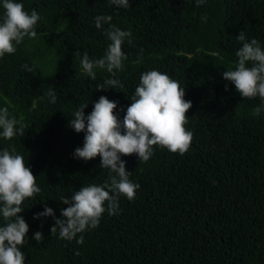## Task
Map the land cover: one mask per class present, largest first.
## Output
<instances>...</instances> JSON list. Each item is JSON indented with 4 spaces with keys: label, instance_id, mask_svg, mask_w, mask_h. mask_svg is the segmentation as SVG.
Here are the masks:
<instances>
[{
    "label": "trees",
    "instance_id": "obj_1",
    "mask_svg": "<svg viewBox=\"0 0 264 264\" xmlns=\"http://www.w3.org/2000/svg\"><path fill=\"white\" fill-rule=\"evenodd\" d=\"M15 2L41 17L37 36L0 58V110L7 108L24 126V136H0V151L15 147L42 190L22 205L29 225L21 248L25 264H264V111L254 114L260 98H243L223 77L237 66L241 30L264 49V0H205L200 7L196 0H130L128 9L108 0ZM3 15L0 0V22ZM98 15H111L112 25L132 35L122 45V70L113 77L94 68L93 80L81 59L85 52L91 60L103 58L111 43L105 35L110 25L95 26ZM150 70L185 88L184 99L192 103L186 113L191 147L180 155L155 146L147 162L121 156L140 185L134 201L121 196L118 215L105 212L97 228L72 241L59 232L52 236L54 218L36 214L47 206L61 218L68 205L60 197L109 177L101 157L74 158L85 137L69 126L75 111L88 103L87 116L106 96L117 102L114 111L123 121L141 73ZM109 78L124 87L96 89ZM37 231L44 234L39 243Z\"/></svg>",
    "mask_w": 264,
    "mask_h": 264
},
{
    "label": "clouds",
    "instance_id": "obj_2",
    "mask_svg": "<svg viewBox=\"0 0 264 264\" xmlns=\"http://www.w3.org/2000/svg\"><path fill=\"white\" fill-rule=\"evenodd\" d=\"M108 2L109 6L116 5L124 9L131 7L130 0ZM204 3L205 0H196L197 7ZM3 9L4 15L0 22V58L5 54H14L16 46L25 37L35 38L36 26L41 20L36 9L29 13L24 4L15 0H3ZM112 20L111 15L95 17L96 28L110 25L105 35L111 43L104 57L91 60L85 52L81 59L83 69L93 80L96 79L94 68H106L114 77V70H122L123 61L127 59L122 45L132 33L112 25ZM236 39L242 42V47L236 52L237 66L234 70L225 71L223 77L235 85L243 98H260V106L254 109V114H259L264 111V49L257 39H246L243 30ZM128 43H131L130 39ZM75 56H79V51ZM23 68L33 71L27 64ZM117 87L124 86L116 78L105 79L103 83L96 85L97 90ZM185 94V88L167 73L150 70L141 73L139 85L131 96L132 103L127 107L123 121L114 111L118 106L117 102L110 101L106 96L99 98L87 116L84 110L88 103H81L69 122V126L77 133L85 132L83 147L75 149L74 158L91 161L97 156L101 157L100 167L110 170L108 180L102 185L82 186L71 197H60V202L68 205L61 209V218H56L54 210L46 206L34 219L53 217L55 224L50 229L52 236L59 232L60 239L72 241L78 234L97 228L105 212L118 215L122 211L120 197L134 201L140 188L138 183L130 179L131 171L127 170L126 162L121 156L135 154L140 162H147L153 156L155 146L180 155H184L191 147L193 133L186 127L189 123L186 113L192 103L184 99ZM48 95L51 102L55 103V91L50 90ZM17 124H20L18 129ZM0 128L3 129L0 136L7 140H12L17 134L24 136L22 122L15 117L10 118L7 108L0 110ZM36 178L24 157L17 154L15 147L0 151V213L4 221L0 226V264H25L26 258L21 248L28 243L26 237L29 225L20 214L25 209L22 207L25 200L35 199L42 191ZM43 237L44 234L40 231L34 234L37 243ZM77 243H83L82 235Z\"/></svg>",
    "mask_w": 264,
    "mask_h": 264
}]
</instances>
